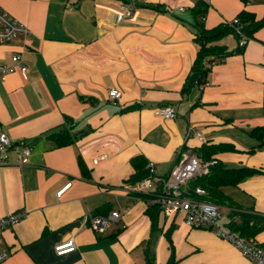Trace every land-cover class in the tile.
<instances>
[{
  "label": "crops",
  "instance_id": "0c3cea01",
  "mask_svg": "<svg viewBox=\"0 0 264 264\" xmlns=\"http://www.w3.org/2000/svg\"><path fill=\"white\" fill-rule=\"evenodd\" d=\"M204 3L207 27L245 12L264 18V0H0L31 30L26 46L23 36L0 43V65L20 51L28 66L26 76L0 74V128L33 145L28 163L16 150L0 163V216L26 211L0 231L11 250L0 264H258L212 229L189 226L183 211L153 216L155 193L132 179L134 156L165 175L204 143L233 144L215 153L229 166L264 169V142L252 132L264 126V25L211 66L207 84L184 89L199 50L194 9ZM229 33L219 42L235 49ZM167 104L178 107L175 117L157 113ZM63 126L79 136L57 145ZM224 191L264 212V172ZM116 209L121 216L93 226L92 216ZM70 237L76 249L58 255L55 245ZM255 239L264 246V229Z\"/></svg>",
  "mask_w": 264,
  "mask_h": 264
},
{
  "label": "built area",
  "instance_id": "2783aa9c",
  "mask_svg": "<svg viewBox=\"0 0 264 264\" xmlns=\"http://www.w3.org/2000/svg\"><path fill=\"white\" fill-rule=\"evenodd\" d=\"M209 2L210 0H204ZM122 9L125 15L130 16L133 13V7L130 4H122ZM184 5H180L179 9L183 10ZM235 32L238 35V43L240 45L247 44L251 37L246 34L244 28L245 23L240 16L234 17L229 21ZM31 34L29 26L21 22L18 18L9 13L0 5V43L8 42L18 36H23L24 46L27 45V39ZM12 63H4L0 65V74L6 75L20 69L26 76L28 66L24 62L23 53L18 51L12 55ZM215 62H210L212 66ZM208 83V82H207ZM123 92L119 87L112 86L109 89L111 99L120 100ZM159 115L164 117H175L178 114V107L174 104L161 105L156 109ZM193 133L200 140L204 141L201 131H195L191 127L188 134ZM12 150H16L21 164L29 162L33 145L28 141L14 142L9 133L0 128V163L7 162L10 158ZM106 156V155H103ZM148 174L136 182L138 191H152L155 196L151 202H158L166 212L183 211L185 213V222L191 227H202L212 229L239 247L242 252L251 260L258 264H264V246L261 245L254 237H246L241 235L237 230L231 229L222 220L220 206L212 201L205 199H195L183 194L184 188L188 181L197 174L207 172L209 170L208 162L196 152L184 153L181 159L175 163L169 173L166 175H158L156 173V164L154 161H149ZM71 184L69 182L64 188L58 191L61 195L66 187ZM200 193H204L205 189L198 187L196 189ZM123 210H113L109 215H94L91 217L92 224L95 228L102 230L109 219H116L121 216ZM26 214L25 209L11 211L0 216V231L13 227ZM77 247L75 237L62 240L55 245V250L58 255H63L74 251ZM11 253V250L3 244L0 239V263L3 262Z\"/></svg>",
  "mask_w": 264,
  "mask_h": 264
},
{
  "label": "trees",
  "instance_id": "16d2710c",
  "mask_svg": "<svg viewBox=\"0 0 264 264\" xmlns=\"http://www.w3.org/2000/svg\"><path fill=\"white\" fill-rule=\"evenodd\" d=\"M207 8L208 6L205 4V6H197L194 9V25L196 26V39L199 43V50L186 77L184 89L189 88L193 83L199 84V86L207 84V77L211 70L210 62L223 61L230 55L241 52L249 43L245 45L238 43V47L235 49H230L226 44L220 43L221 37L229 32H233L237 40L239 37L229 22L207 27L205 24ZM246 15L251 17L245 12L240 15V18L245 23L244 30L246 34L252 38L254 31L264 25V18L254 19V17H251L248 19ZM67 119L71 120L70 117H67ZM252 132L260 138L261 142H264V126L255 127ZM53 135L57 145L70 143L79 136V134L73 133L71 127L68 126L61 127ZM226 145L224 143H204L198 147L197 152L204 162L207 160L209 170L191 178L186 185L189 186V189L184 188L183 194L195 199L215 202L220 207H227L229 217L224 220V223L229 228L237 230L243 236L255 238L264 229V212L236 201L224 191V186L239 185L249 176L264 172V169L249 165L229 166L223 160L215 157V153L219 149L235 148L233 144ZM132 163L137 169L132 175V179L139 181L145 177L149 170L148 161L143 156H134ZM199 186L205 189L204 193L196 190ZM160 207L162 206L158 202L149 203V211L153 216L159 211Z\"/></svg>",
  "mask_w": 264,
  "mask_h": 264
},
{
  "label": "rangeland",
  "instance_id": "374dc122",
  "mask_svg": "<svg viewBox=\"0 0 264 264\" xmlns=\"http://www.w3.org/2000/svg\"><path fill=\"white\" fill-rule=\"evenodd\" d=\"M236 16H240V15H236ZM235 17V16H234ZM234 17H227L226 19H225V22H229L230 20H232ZM235 40H236V37L233 35V34H231V33H229ZM237 41V40H236ZM193 152H196L197 154H198V152H197V150L196 149H194V151ZM199 155V154H198ZM205 162H207V160H205ZM204 162V163H205ZM185 188L186 189H189V186H185ZM185 189V190H186ZM220 211H221V213H222V220H227L228 219V217H229V210L227 209V208H224V207H220Z\"/></svg>",
  "mask_w": 264,
  "mask_h": 264
}]
</instances>
